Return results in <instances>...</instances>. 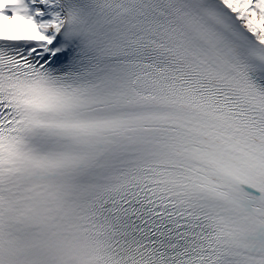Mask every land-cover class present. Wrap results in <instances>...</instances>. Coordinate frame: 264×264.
<instances>
[{
    "label": "snow or ice",
    "instance_id": "obj_1",
    "mask_svg": "<svg viewBox=\"0 0 264 264\" xmlns=\"http://www.w3.org/2000/svg\"><path fill=\"white\" fill-rule=\"evenodd\" d=\"M0 264H264V0H0Z\"/></svg>",
    "mask_w": 264,
    "mask_h": 264
}]
</instances>
